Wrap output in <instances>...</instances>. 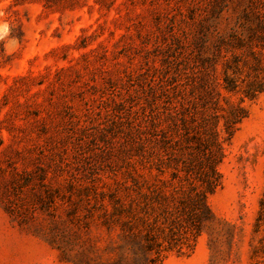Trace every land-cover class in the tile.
Listing matches in <instances>:
<instances>
[{"label":"rangeland","instance_id":"374dc122","mask_svg":"<svg viewBox=\"0 0 264 264\" xmlns=\"http://www.w3.org/2000/svg\"><path fill=\"white\" fill-rule=\"evenodd\" d=\"M261 19L264 0H0V264H124L105 214L131 176L159 184L170 107L239 104L214 219L158 264H256L264 94L222 89L221 39Z\"/></svg>","mask_w":264,"mask_h":264},{"label":"trees","instance_id":"16d2710c","mask_svg":"<svg viewBox=\"0 0 264 264\" xmlns=\"http://www.w3.org/2000/svg\"><path fill=\"white\" fill-rule=\"evenodd\" d=\"M246 37H222V89L238 95L241 103L264 94V21L248 29ZM246 117L239 105L232 107H170V157L155 163L158 185L144 188L131 176L127 200L112 197L104 225L115 231L117 263L158 264L172 251L193 250L204 226L214 219L209 195L220 185L218 167L229 141ZM168 151V149H166ZM169 172V177L160 178ZM258 245L253 257L264 264V194L253 226Z\"/></svg>","mask_w":264,"mask_h":264},{"label":"clouds","instance_id":"9594fccd","mask_svg":"<svg viewBox=\"0 0 264 264\" xmlns=\"http://www.w3.org/2000/svg\"><path fill=\"white\" fill-rule=\"evenodd\" d=\"M9 32H10L9 23L7 21H0V39H4V38L8 37ZM10 43L14 44L15 41L12 40V41H10ZM6 47H7V45H6ZM11 50H13V49H9V51H11ZM169 264H176V262L174 259H170Z\"/></svg>","mask_w":264,"mask_h":264}]
</instances>
